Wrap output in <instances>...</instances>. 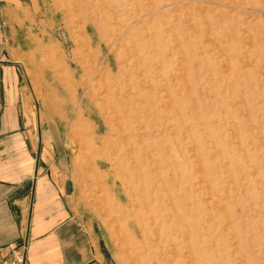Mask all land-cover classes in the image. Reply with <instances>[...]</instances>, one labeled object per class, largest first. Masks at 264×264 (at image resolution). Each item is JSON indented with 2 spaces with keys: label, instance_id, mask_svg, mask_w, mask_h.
I'll return each instance as SVG.
<instances>
[{
  "label": "rangeland",
  "instance_id": "rangeland-1",
  "mask_svg": "<svg viewBox=\"0 0 264 264\" xmlns=\"http://www.w3.org/2000/svg\"><path fill=\"white\" fill-rule=\"evenodd\" d=\"M100 1L0 2L5 61L59 148L76 215L108 264H264V0ZM119 79L142 96L139 181L102 104ZM177 220L195 230L171 236Z\"/></svg>",
  "mask_w": 264,
  "mask_h": 264
},
{
  "label": "crops",
  "instance_id": "crops-1",
  "mask_svg": "<svg viewBox=\"0 0 264 264\" xmlns=\"http://www.w3.org/2000/svg\"><path fill=\"white\" fill-rule=\"evenodd\" d=\"M3 8L0 3V257L12 243L24 250L23 264H108L93 224L74 211L59 148L50 152L52 137L33 118L31 97L5 61Z\"/></svg>",
  "mask_w": 264,
  "mask_h": 264
},
{
  "label": "bare ground",
  "instance_id": "bare-ground-1",
  "mask_svg": "<svg viewBox=\"0 0 264 264\" xmlns=\"http://www.w3.org/2000/svg\"><path fill=\"white\" fill-rule=\"evenodd\" d=\"M82 1V0H81ZM87 1V0H86ZM95 1V0H94ZM100 1V0H99ZM103 1V0H102ZM106 1V0H105ZM115 1V0H114ZM119 0H117L118 2ZM125 2V0H123ZM128 1V0H127ZM175 4H176V0H172ZM181 1V0H180ZM205 1V0H204ZM79 2V0H78ZM77 2V3H78ZM101 2V1H100ZM113 2V1H112ZM150 2V0L148 1ZM172 2V3H173ZM184 2V1H183ZM104 3V2H103ZM103 3H100L102 6H103ZM106 3V2H105ZM109 3V2H108ZM107 3V4H108ZM120 3V1H119ZM122 3V2H121ZM141 3V2H140ZM80 4V3H79ZM106 4V5H107ZM127 4V3H126ZM78 5V4H77ZM118 5V4H117ZM80 6V5H79ZM88 6V4H87ZM93 6V5H92ZM90 6V8L92 7ZM108 6V5H107ZM107 6H104V9L105 7ZM121 6V4L119 5ZM122 6H125V4H123ZM72 7V5H71ZM100 7V6H99ZM98 7V8H99ZM127 7V5H126ZM80 7H78L79 9ZM101 8V11H102V7ZM109 8H111L109 6ZM108 8V9H109ZM116 8V7H115ZM118 8H121V7H118ZM123 8V7H122ZM99 10V9H98ZM122 10V9H121ZM87 11V10H86ZM113 11V10H112ZM111 11V12H112ZM91 12V11H90ZM115 12V11H114ZM139 12V10L137 11ZM98 13V12H97ZM106 13V12H105ZM107 13H110V12H107ZM113 13V12H112ZM111 13V14H112ZM117 13V11H116ZM84 14V13H83ZM99 15V13H98ZM138 15V14H137ZM89 16V15H88ZM95 16V15H94ZM93 16V17H94ZM100 16V15H99ZM98 16V17H99ZM105 16V15H103ZM96 17V16H95ZM113 17V16H112ZM86 18V17H85ZM115 18V17H114ZM113 18V20H114ZM137 18V17H136ZM96 19V18H95ZM104 19V18H103ZM110 19V18H108ZM97 20V19H96ZM102 21V20H101ZM106 21V20H105ZM111 21V20H110ZM116 23H112V24H115V26H112V29H111V32L112 33H120L118 32L120 30V28L122 27V24H119L118 22V19L116 18L115 19ZM185 21V20H184ZM109 22V21H108ZM112 22V21H111ZM106 23V22H105ZM110 23V22H109ZM108 23V25H109ZM89 24H91L89 22ZM96 26H97V23H95ZM94 24V25H95ZM111 24V25H112ZM107 25V26H108ZM125 25V24H124ZM176 25V24H175ZM110 26V25H109ZM104 26H102L103 28ZM98 28V27H97ZM95 27L94 31L95 32H100L99 29H97ZM105 28V27H104ZM123 28V27H122ZM107 29V28H106ZM100 30H103V29H100ZM108 30V29H107ZM123 30V29H122ZM126 30V29H125ZM121 31V30H120ZM174 32V31H173ZM111 33V34H112ZM123 33V32H122ZM129 33V32H128ZM100 33H98L99 35ZM108 34V33H107ZM126 33H124L125 35ZM109 35V34H108ZM116 36V34L114 35ZM127 37V36H126ZM113 39V37H111ZM130 38V37H128ZM127 38V39H128ZM109 39V38H108ZM117 39V38H116ZM115 39V40H116ZM176 39V38H175ZM111 40V39H110ZM112 41V40H111ZM133 41V40H132ZM117 42V41H116ZM113 43V42H112ZM115 43V42H114ZM109 44V43H108ZM111 44V43H110ZM117 46V45H116ZM125 46V45H124ZM135 46V45H134ZM115 48V46H114ZM136 49V48H135ZM114 50V49H113ZM136 51V50H135ZM122 61V60H121ZM120 63V62H119ZM125 63V61H124ZM119 65V64H118ZM117 65V66H118ZM121 68V66L119 67V69ZM125 68V67H124ZM123 68V69H124ZM109 73V72H107ZM117 73V72H116ZM100 74H102V72H100ZM99 75V74H98ZM104 75V73L102 74ZM110 75V74H109ZM126 75V73H125ZM129 75V73H128ZM72 76V75H71ZM114 76V75H113ZM117 76V75H116ZM127 76V75H126ZM104 77V76H103ZM101 76V78H103ZM99 78V77H98ZM101 78H99L101 80ZM118 79V77H117ZM123 79V78H122ZM128 79V78H126ZM98 80V79H97ZM105 81V80H104ZM112 81V80H111ZM100 91L101 93H105L107 94L108 96L104 98L102 104L107 107V108H110L111 112L112 113H115V115L117 117H120L121 119V122H122V125H123V129L126 130V132L123 134H120L118 133V136L123 138H125V142H124V150H125V153H124V162L126 163V166L127 168L129 167L128 169V173L131 172V179L133 181H139L141 176L140 174L137 172L138 171V167H140V165L143 164V157H142V154H141V148H140V140H139V136H140V127H139V122H140V118L142 117V113H143V109L142 107L140 106V100L142 98L141 96V93H138V91L134 88V82H127V81H123V80H117V81H112L109 85V87H105L104 85V82H103V86L100 87ZM99 100V99H98ZM103 107V106H102ZM149 107V106H148ZM102 113V111H101ZM81 125V124H80ZM79 126V125H78ZM85 127V126H84ZM86 128V127H85ZM111 131L113 132H116L117 130V127L115 125H110L108 127ZM84 131V130H83ZM102 138H100L101 140ZM117 145V146H116ZM116 147H119V144H115ZM104 153V152H103ZM105 155V154H103ZM100 156V155H99ZM105 157V156H104ZM107 158V157H106ZM109 160V159H108ZM106 161V160H105ZM107 162V161H106ZM109 162V161H108ZM131 163V164H130ZM110 165H112V163H110ZM118 175V174H117ZM144 176L147 180L150 179V174L148 172L144 173ZM142 179V178H141ZM129 192H125L124 196H125V199L128 198L129 196ZM186 217V216H185ZM185 220V219H184ZM184 223V224H183ZM179 222V220L175 221L174 223V227H175V230L173 232H171V236L173 237H176V236H187L189 235L192 230H195L193 229V226L192 224H189L188 223H185V222ZM201 223V222H200ZM138 225V229H141L142 228V223L141 222H135V226L137 227ZM188 237V236H187ZM175 241V240H174ZM199 241V240H198ZM196 242V241H195ZM188 243V242H187ZM173 244V243H172ZM197 244V243H196ZM180 245V244H179ZM187 245V244H186ZM204 246V245H203ZM202 246V247H203ZM189 247V246H188ZM180 248V247H179ZM204 248V247H203ZM178 249V248H177ZM183 249V247H182ZM199 249H202V248H199ZM174 250V249H173ZM178 251H181L178 250ZM193 251V250H192ZM189 253H191L189 251ZM177 254V253H176ZM197 254V253H196ZM178 255V254H177ZM201 255V254H200ZM179 256V255H178ZM177 258V257H176ZM205 258V257H204ZM208 258V257H206ZM199 259V258H198ZM193 261V260H192ZM204 261V260H203ZM194 262V261H193ZM205 262V261H204ZM200 264H202V260H200Z\"/></svg>",
  "mask_w": 264,
  "mask_h": 264
},
{
  "label": "built area",
  "instance_id": "built-area-1",
  "mask_svg": "<svg viewBox=\"0 0 264 264\" xmlns=\"http://www.w3.org/2000/svg\"><path fill=\"white\" fill-rule=\"evenodd\" d=\"M24 250L22 247L9 243L6 245L5 254L0 257V264H23Z\"/></svg>",
  "mask_w": 264,
  "mask_h": 264
}]
</instances>
